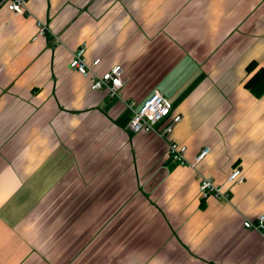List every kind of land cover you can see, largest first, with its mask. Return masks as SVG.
<instances>
[{
	"label": "crops",
	"instance_id": "1",
	"mask_svg": "<svg viewBox=\"0 0 264 264\" xmlns=\"http://www.w3.org/2000/svg\"><path fill=\"white\" fill-rule=\"evenodd\" d=\"M81 44L97 74L121 66L115 96L67 66ZM251 61L264 69V0L0 3V264H264V227L243 226L264 216ZM153 91L180 115L183 165L128 128L126 104ZM235 166L244 181L228 184ZM199 174L227 198H200Z\"/></svg>",
	"mask_w": 264,
	"mask_h": 264
},
{
	"label": "built area",
	"instance_id": "2",
	"mask_svg": "<svg viewBox=\"0 0 264 264\" xmlns=\"http://www.w3.org/2000/svg\"><path fill=\"white\" fill-rule=\"evenodd\" d=\"M27 0H0L7 9L16 13L22 14L25 11ZM45 25L37 23L36 35H42L45 32ZM84 45H79L72 53L67 66L75 70L79 74L89 79V88L91 90L104 89L108 97H113L117 94L118 89L123 85L124 79L121 75L122 68L120 65H114L107 71L97 74L96 66L99 64V58L86 60ZM127 107L132 111V115L128 122V128L132 132L145 131L153 132L166 142L168 158L179 165L186 163L185 152L186 146L176 142L170 137L172 127L179 122L180 115H170V103L167 99L157 91H153L147 96L140 105L130 101ZM165 120L162 125H158ZM209 151L208 146H202L198 153L194 156L193 162L188 163L194 167V164L203 159ZM244 181V175L239 166L233 167L228 173L225 182L228 184H240ZM198 193L200 198H205L209 195L227 198V192L222 185L213 183L209 176H198ZM243 226L247 229L262 230L264 227V216H258L256 222L252 223L247 220L243 221Z\"/></svg>",
	"mask_w": 264,
	"mask_h": 264
},
{
	"label": "trees",
	"instance_id": "3",
	"mask_svg": "<svg viewBox=\"0 0 264 264\" xmlns=\"http://www.w3.org/2000/svg\"><path fill=\"white\" fill-rule=\"evenodd\" d=\"M256 62H249L245 70L249 77L244 81L243 86L254 96H259L264 92V69L261 67L255 68Z\"/></svg>",
	"mask_w": 264,
	"mask_h": 264
},
{
	"label": "rangeland",
	"instance_id": "4",
	"mask_svg": "<svg viewBox=\"0 0 264 264\" xmlns=\"http://www.w3.org/2000/svg\"><path fill=\"white\" fill-rule=\"evenodd\" d=\"M231 169H232V168H231ZM229 172H230V171H229ZM229 172H228V173H229ZM227 175H228V174H227ZM226 177H227V176H226ZM225 180H226V179H225Z\"/></svg>",
	"mask_w": 264,
	"mask_h": 264
}]
</instances>
